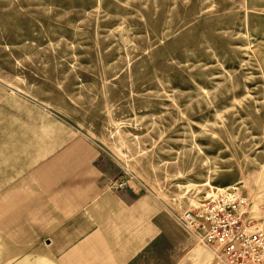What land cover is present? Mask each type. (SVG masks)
Instances as JSON below:
<instances>
[{"label": "rangeland", "instance_id": "1", "mask_svg": "<svg viewBox=\"0 0 264 264\" xmlns=\"http://www.w3.org/2000/svg\"><path fill=\"white\" fill-rule=\"evenodd\" d=\"M72 145L153 207L136 227L162 233L126 264H223L181 219L234 189L264 230V0H0V183ZM3 233L0 264H54L82 238Z\"/></svg>", "mask_w": 264, "mask_h": 264}, {"label": "crops", "instance_id": "2", "mask_svg": "<svg viewBox=\"0 0 264 264\" xmlns=\"http://www.w3.org/2000/svg\"><path fill=\"white\" fill-rule=\"evenodd\" d=\"M59 128L54 123L48 130ZM55 153L23 161L0 183L6 188L0 195L4 235L33 245L43 236H81L69 251L72 245L61 250L64 264H126L161 235L152 222L137 229V217L149 215L150 221L153 207L145 199L126 202L111 189L114 173L105 169L100 152L72 145Z\"/></svg>", "mask_w": 264, "mask_h": 264}, {"label": "built area", "instance_id": "3", "mask_svg": "<svg viewBox=\"0 0 264 264\" xmlns=\"http://www.w3.org/2000/svg\"><path fill=\"white\" fill-rule=\"evenodd\" d=\"M126 184H114L120 192ZM242 200L234 189L226 190L213 200L202 202L182 217L185 229L199 244L218 248L217 258L223 264H257L262 262L264 232L246 224L240 210Z\"/></svg>", "mask_w": 264, "mask_h": 264}, {"label": "bare ground", "instance_id": "4", "mask_svg": "<svg viewBox=\"0 0 264 264\" xmlns=\"http://www.w3.org/2000/svg\"><path fill=\"white\" fill-rule=\"evenodd\" d=\"M260 232H261V230H260ZM262 232H264V230H262ZM263 257H264V251H262L261 260L263 259Z\"/></svg>", "mask_w": 264, "mask_h": 264}]
</instances>
